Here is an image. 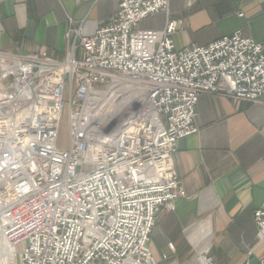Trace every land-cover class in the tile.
I'll return each mask as SVG.
<instances>
[{
  "label": "built area",
  "instance_id": "2783aa9c",
  "mask_svg": "<svg viewBox=\"0 0 264 264\" xmlns=\"http://www.w3.org/2000/svg\"><path fill=\"white\" fill-rule=\"evenodd\" d=\"M169 3L118 0L92 36L69 30L62 59L0 50V236L18 264H157L150 234L159 208L186 195L174 153L198 131V97L264 96V42L237 32L177 51V20L138 29ZM120 77L134 82L135 97L107 112L127 89ZM254 218L264 239V203Z\"/></svg>",
  "mask_w": 264,
  "mask_h": 264
},
{
  "label": "crops",
  "instance_id": "0c3cea01",
  "mask_svg": "<svg viewBox=\"0 0 264 264\" xmlns=\"http://www.w3.org/2000/svg\"><path fill=\"white\" fill-rule=\"evenodd\" d=\"M117 10L118 0H0V50L62 59L70 29L92 36ZM171 20L178 21L170 35L177 51L237 32L264 42V0H170L138 29L161 31ZM195 124L174 153L186 195L173 209L159 208L149 249L158 264H261L254 212L264 203V96L203 93Z\"/></svg>",
  "mask_w": 264,
  "mask_h": 264
},
{
  "label": "rangeland",
  "instance_id": "374dc122",
  "mask_svg": "<svg viewBox=\"0 0 264 264\" xmlns=\"http://www.w3.org/2000/svg\"><path fill=\"white\" fill-rule=\"evenodd\" d=\"M124 85H126L127 89H125V91L122 92V95L123 97L125 96V98H129L130 95H133V93L130 92V90H132L133 88V85L132 86H129V83L128 82H123ZM130 100L132 99H128V101L126 102V104H128L130 102ZM133 107H138V103H135L133 105ZM128 115V112L127 110H125L124 112H122L119 116V119H124L126 118ZM68 121H69V112H68V107H66L64 113H63V116H62V120H61V126H60V130H59V138H58V146L61 147V148H68L69 146V143H68V137H69V124H68ZM3 240V239H2ZM2 246V245H1ZM16 248H13L10 250V259L8 260V257L6 256V252L5 250L2 251V260L0 259V261L2 262V264H18V261H17V253H16ZM158 264V263H157ZM159 264H176L175 262L171 261L170 259L167 260V261H164L162 263H159ZM190 264H206L205 263V260H201V259H195L194 261H192Z\"/></svg>",
  "mask_w": 264,
  "mask_h": 264
},
{
  "label": "bare ground",
  "instance_id": "6f19581e",
  "mask_svg": "<svg viewBox=\"0 0 264 264\" xmlns=\"http://www.w3.org/2000/svg\"><path fill=\"white\" fill-rule=\"evenodd\" d=\"M117 80L119 81V83L121 84V83H125V82H128L129 83V86H132L133 84H134V82L133 81H131L130 79H127V78H117ZM133 83V84H132ZM117 84H118V82H117ZM126 88H129V87H127L126 85H124ZM130 92L131 93H133V91L132 90H130ZM135 97V93H133V95H130L129 96V98L130 99H132V98H134ZM106 97H105V95L104 94H101L100 96H96V99L93 101V102H91V105H94V104H96V108L99 106V104H101L102 102H103V100L105 99ZM128 98V99H129ZM99 99V100H98ZM128 99L127 98H125V96L124 97H122V98H119L118 100H116V101H113V102H111V103H109L108 105H107V112H110V111H115L116 109H118V108H120L125 102H127L128 101ZM106 112V113H107ZM2 245V246H1ZM12 249V247H10V246H8V245H6L5 244V242L2 240V238H1V236H0V259L2 260V251H4L5 250V252H6V256L8 257V260L10 259V250ZM0 264H2V262L0 261Z\"/></svg>",
  "mask_w": 264,
  "mask_h": 264
}]
</instances>
